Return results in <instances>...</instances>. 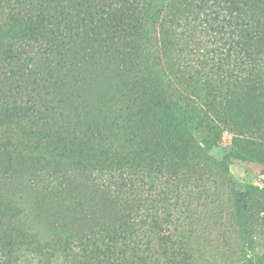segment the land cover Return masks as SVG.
<instances>
[{"label":"trees","instance_id":"16d2710c","mask_svg":"<svg viewBox=\"0 0 264 264\" xmlns=\"http://www.w3.org/2000/svg\"><path fill=\"white\" fill-rule=\"evenodd\" d=\"M236 161L264 175V0H0V264H264L263 188L223 235Z\"/></svg>","mask_w":264,"mask_h":264},{"label":"rangeland","instance_id":"374dc122","mask_svg":"<svg viewBox=\"0 0 264 264\" xmlns=\"http://www.w3.org/2000/svg\"><path fill=\"white\" fill-rule=\"evenodd\" d=\"M228 142L227 139L221 141V143L216 146L212 151V155L221 158L223 154L228 150ZM261 167L253 166L247 162L236 161L229 166V176L232 179V185H224L220 189V198L222 199L224 218H223V235L224 238L236 235V232H233L231 229V221L233 216V196L235 193L245 190V186L250 184L253 186H257L259 188H263L264 194V186L263 179L264 175L260 174ZM254 200H264V195H261L259 191L253 190ZM221 232L213 230L211 235L214 239H217L218 242L221 241ZM253 243L255 245L257 256L260 257L261 253L264 252V211L256 217L254 220V226L252 230ZM258 260V257H257ZM257 260L254 262L257 263ZM226 264V263H220ZM234 264H248L246 260L243 258H239L237 262Z\"/></svg>","mask_w":264,"mask_h":264}]
</instances>
